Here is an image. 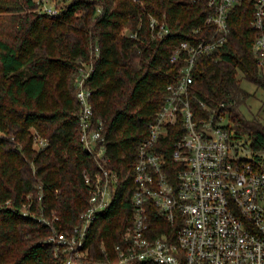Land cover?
Instances as JSON below:
<instances>
[{
    "label": "trees",
    "instance_id": "1",
    "mask_svg": "<svg viewBox=\"0 0 264 264\" xmlns=\"http://www.w3.org/2000/svg\"><path fill=\"white\" fill-rule=\"evenodd\" d=\"M50 2L56 13L43 11L41 0H0V264H67L47 240L80 223L89 206L85 175L99 169L81 140L76 80L84 65L92 66L88 85L95 119L105 123L108 166L127 176L120 197L89 232L87 264L116 257L132 219L131 163L183 66L170 53L181 40L200 36L210 13L194 0ZM252 14L251 5L232 10L229 40L198 59L193 88L209 105L224 103L233 127L264 150V123L240 108L251 96L242 78L264 87ZM152 17L171 33L155 37ZM36 133L47 145L34 147ZM156 214L165 220L162 228L170 227Z\"/></svg>",
    "mask_w": 264,
    "mask_h": 264
},
{
    "label": "built area",
    "instance_id": "2",
    "mask_svg": "<svg viewBox=\"0 0 264 264\" xmlns=\"http://www.w3.org/2000/svg\"><path fill=\"white\" fill-rule=\"evenodd\" d=\"M194 1L210 8L206 27L200 36L181 40L170 53V61L183 66L178 80L168 85L164 103L131 163V222L115 246L116 257L94 263L264 264V150L254 149L250 135L233 127L224 103L209 105L193 88L198 59L212 56L227 43L230 14L241 5L253 6L251 25L258 31L253 52L264 72V0ZM41 2L43 11L57 12L50 0ZM150 25L155 37L171 33L156 17ZM91 71L92 66H81L76 90L81 140L99 169L85 175L89 206L80 223L71 231L55 230L47 240L55 245L56 255L61 251L66 256L67 264L88 263L89 232L120 197L127 180L108 166L105 123L95 119L88 85ZM169 136L176 137L171 145ZM244 137L247 143L240 141ZM36 141L41 147L48 143L37 133ZM154 210L170 227H161L165 220H159ZM43 221L51 225L50 220Z\"/></svg>",
    "mask_w": 264,
    "mask_h": 264
},
{
    "label": "rangeland",
    "instance_id": "3",
    "mask_svg": "<svg viewBox=\"0 0 264 264\" xmlns=\"http://www.w3.org/2000/svg\"><path fill=\"white\" fill-rule=\"evenodd\" d=\"M239 76L241 77L242 73ZM241 84L243 88L251 93V96L247 99L245 98L244 103L241 104V111L246 117L257 118L264 123V87L258 86L245 78H242ZM247 139V137H244L240 141L247 143ZM34 147L39 149L41 148V144L34 141Z\"/></svg>",
    "mask_w": 264,
    "mask_h": 264
}]
</instances>
